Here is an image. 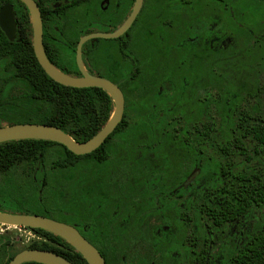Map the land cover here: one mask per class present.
Instances as JSON below:
<instances>
[{
    "label": "flooded vegetation",
    "instance_id": "flooded-vegetation-1",
    "mask_svg": "<svg viewBox=\"0 0 264 264\" xmlns=\"http://www.w3.org/2000/svg\"><path fill=\"white\" fill-rule=\"evenodd\" d=\"M35 1L51 62L82 76L80 41L102 34L83 42V67L125 98L121 129L76 167L69 158L51 218L106 264H234L264 228L263 216L252 222L264 210V149L249 187L247 138V121H264V0ZM130 102L163 113L126 114Z\"/></svg>",
    "mask_w": 264,
    "mask_h": 264
},
{
    "label": "trees",
    "instance_id": "trees-1",
    "mask_svg": "<svg viewBox=\"0 0 264 264\" xmlns=\"http://www.w3.org/2000/svg\"><path fill=\"white\" fill-rule=\"evenodd\" d=\"M8 2L14 7L17 33L16 38L10 40L0 27V126L15 123L54 125L79 142L87 141L110 119L114 110L112 97L99 87H72L51 78L35 55L27 6L20 0H0V9ZM180 103L181 101H175L171 105L174 113L179 112ZM218 105L221 108L224 104ZM255 106L256 104L252 109ZM136 107L149 108L150 112L154 109V105H137L130 102L125 113L135 112ZM162 107L163 105L157 106L159 109ZM229 107L231 104L224 105V109L228 110ZM159 112L163 113L161 110L151 113ZM247 122L250 131L247 134L248 142L256 148V152L250 155L253 164L249 167V177L254 179V183L249 180V187L253 185L257 187L259 155L257 148L262 146L264 149V121ZM121 126L122 123L117 129H121ZM70 157L73 166L76 167L83 155H77L66 145L51 140L19 139L1 142L0 211L53 217L49 214L51 211L47 206L52 205L55 199L58 201L62 199ZM52 207L55 208V205ZM39 208L43 209L42 213L32 210ZM24 228L31 230L37 238L22 250L46 249L66 257L74 264H89L64 238L41 228ZM256 237L257 239L250 243L247 249L237 253L233 258L234 264H264V228ZM10 244V240H6L0 246V261H5L4 264H8L18 253L8 254ZM22 264L44 263L28 261Z\"/></svg>",
    "mask_w": 264,
    "mask_h": 264
},
{
    "label": "water",
    "instance_id": "water-1",
    "mask_svg": "<svg viewBox=\"0 0 264 264\" xmlns=\"http://www.w3.org/2000/svg\"><path fill=\"white\" fill-rule=\"evenodd\" d=\"M28 7L33 25V46L35 55L45 72L55 81L72 87H99L107 91L114 101V110L103 128L92 138L84 142L75 140L69 133L58 126L40 123H15L0 126V143L19 139H43L51 140L66 145L77 155L92 152L98 148L105 139L116 129L123 119L125 110V98L122 89L113 81L88 73L82 63L81 46L83 42L92 36L81 39L77 61L82 69V76L68 74L48 58L43 46V23L41 10L35 0H21ZM135 14H133V17ZM0 27L10 40L16 38L17 22L14 7L11 3H5L0 9ZM113 36V35H111ZM0 224L11 226H23L41 228L52 232L71 243L89 264H106L99 250L91 244L80 231L63 221L44 216L41 214L13 213L0 211ZM35 261L44 264H74L66 257L46 249H23L19 251L8 264H22Z\"/></svg>",
    "mask_w": 264,
    "mask_h": 264
},
{
    "label": "rangeland",
    "instance_id": "rangeland-1",
    "mask_svg": "<svg viewBox=\"0 0 264 264\" xmlns=\"http://www.w3.org/2000/svg\"><path fill=\"white\" fill-rule=\"evenodd\" d=\"M22 176L20 175V180ZM53 205L49 204L47 206V209L50 210L49 214L53 216ZM37 212H43L42 208L39 209H32ZM261 211V210H260ZM258 212L257 210L254 212V218L252 220L253 224L255 225L257 221L261 222L263 221L264 217V210L263 214L261 212ZM261 216L262 219H261ZM252 224V225H253ZM36 235L29 229H26L24 227L20 226H11V225H4L0 224V246L2 243H4L6 240H10L11 244L8 248V254H14L16 252H19L22 250L23 247L28 245L33 239H36ZM5 261H0V264H4Z\"/></svg>",
    "mask_w": 264,
    "mask_h": 264
}]
</instances>
